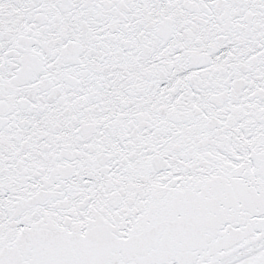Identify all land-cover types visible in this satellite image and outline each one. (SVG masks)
I'll list each match as a JSON object with an SVG mask.
<instances>
[{"label": "snow or ice", "instance_id": "1", "mask_svg": "<svg viewBox=\"0 0 264 264\" xmlns=\"http://www.w3.org/2000/svg\"><path fill=\"white\" fill-rule=\"evenodd\" d=\"M0 264H264V0H0Z\"/></svg>", "mask_w": 264, "mask_h": 264}]
</instances>
